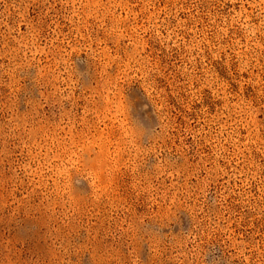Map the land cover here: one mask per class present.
I'll return each instance as SVG.
<instances>
[{"label": "rangeland", "instance_id": "obj_1", "mask_svg": "<svg viewBox=\"0 0 264 264\" xmlns=\"http://www.w3.org/2000/svg\"><path fill=\"white\" fill-rule=\"evenodd\" d=\"M0 264H264V0H0Z\"/></svg>", "mask_w": 264, "mask_h": 264}]
</instances>
